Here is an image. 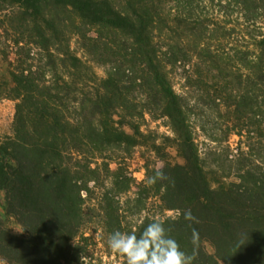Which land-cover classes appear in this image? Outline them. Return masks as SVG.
Segmentation results:
<instances>
[{
    "label": "trees",
    "instance_id": "obj_1",
    "mask_svg": "<svg viewBox=\"0 0 264 264\" xmlns=\"http://www.w3.org/2000/svg\"><path fill=\"white\" fill-rule=\"evenodd\" d=\"M0 63V261L127 264L110 234L159 218L193 264H264V0H0Z\"/></svg>",
    "mask_w": 264,
    "mask_h": 264
},
{
    "label": "clouds",
    "instance_id": "obj_2",
    "mask_svg": "<svg viewBox=\"0 0 264 264\" xmlns=\"http://www.w3.org/2000/svg\"><path fill=\"white\" fill-rule=\"evenodd\" d=\"M166 179H169L166 174L156 169L147 183L151 186ZM184 219L199 222L190 209L184 212ZM170 231L163 220L156 218L139 236L135 231L123 233L117 230L110 234L107 242L113 252L127 257V264H193L196 257L195 247L199 241L197 230L193 229L194 251L191 254L181 248L179 242L169 234ZM81 260L82 264H87L85 257H81Z\"/></svg>",
    "mask_w": 264,
    "mask_h": 264
},
{
    "label": "rangeland",
    "instance_id": "obj_3",
    "mask_svg": "<svg viewBox=\"0 0 264 264\" xmlns=\"http://www.w3.org/2000/svg\"><path fill=\"white\" fill-rule=\"evenodd\" d=\"M75 47L77 48L76 45ZM80 54H82V52ZM8 69L9 68L6 64L4 65L0 63V72L6 75L7 77H8V73H7ZM97 70L101 77L105 76L106 74L105 68L101 67V68H98ZM16 108H17V101L13 99L7 98V99H3L0 101V140H2L7 134L10 133L11 126L16 116ZM151 127L158 128V123H151ZM159 130L162 134L171 133L164 126L161 127ZM202 138L200 139L202 140ZM144 151H146V148L139 147L136 150V153L133 159H131L132 169L135 173L136 178L139 181L145 178V170H144L145 161L141 157L142 155L141 153H143ZM153 163L154 164L158 163L159 166L162 165V162H157L156 159L153 160ZM5 202H6L5 192L0 190V215L1 217L3 218V220L8 222L15 231L23 233L24 230L22 226L15 219H10L7 216V213L5 211ZM209 249L210 251H212L211 247ZM105 251L107 252V250ZM106 252L101 251V252L96 253L95 255L96 259L92 261V264H120L119 261L117 260L116 255L109 257L106 255L107 254ZM0 264H7V263L0 261Z\"/></svg>",
    "mask_w": 264,
    "mask_h": 264
}]
</instances>
